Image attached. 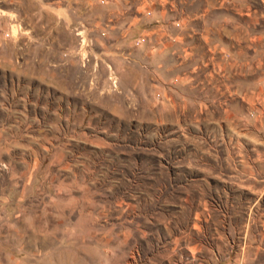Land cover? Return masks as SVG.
<instances>
[{
	"label": "rangeland",
	"instance_id": "374dc122",
	"mask_svg": "<svg viewBox=\"0 0 264 264\" xmlns=\"http://www.w3.org/2000/svg\"><path fill=\"white\" fill-rule=\"evenodd\" d=\"M47 2L0 0V264H264V0Z\"/></svg>",
	"mask_w": 264,
	"mask_h": 264
},
{
	"label": "crops",
	"instance_id": "0c3cea01",
	"mask_svg": "<svg viewBox=\"0 0 264 264\" xmlns=\"http://www.w3.org/2000/svg\"><path fill=\"white\" fill-rule=\"evenodd\" d=\"M48 2V5L49 6H51L52 5V2H54V4H56V3H58V5H57V10H58V12L60 13V14H62L63 12L65 13V12H67L68 11V9H70L71 8V2L72 1H77V0H69L68 1V3L67 2H63V0H47ZM60 2H62V3H64V5H62V3L60 4ZM45 3V2H44ZM54 6V5H53ZM63 11V12H62ZM63 13V14H64ZM222 31V33L223 34H226V31H225V29H222L221 30ZM254 38H256V37H254ZM257 39H254V42L256 41Z\"/></svg>",
	"mask_w": 264,
	"mask_h": 264
}]
</instances>
